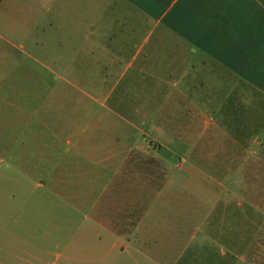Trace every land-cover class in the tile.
I'll return each instance as SVG.
<instances>
[{
  "label": "rangeland",
  "instance_id": "obj_1",
  "mask_svg": "<svg viewBox=\"0 0 264 264\" xmlns=\"http://www.w3.org/2000/svg\"><path fill=\"white\" fill-rule=\"evenodd\" d=\"M51 15L38 32L2 26L0 264H240L201 221V131L188 146L167 117L136 113L138 63H78L73 23Z\"/></svg>",
  "mask_w": 264,
  "mask_h": 264
},
{
  "label": "crops",
  "instance_id": "obj_2",
  "mask_svg": "<svg viewBox=\"0 0 264 264\" xmlns=\"http://www.w3.org/2000/svg\"><path fill=\"white\" fill-rule=\"evenodd\" d=\"M51 11L73 23L78 63H138L136 113L167 117L188 146L201 131V200L211 208L201 221H212L227 262L264 264V0H1L0 40L12 45L2 33L11 20L38 32ZM150 132L171 152L172 136Z\"/></svg>",
  "mask_w": 264,
  "mask_h": 264
},
{
  "label": "trees",
  "instance_id": "obj_3",
  "mask_svg": "<svg viewBox=\"0 0 264 264\" xmlns=\"http://www.w3.org/2000/svg\"><path fill=\"white\" fill-rule=\"evenodd\" d=\"M1 1V0H0Z\"/></svg>",
  "mask_w": 264,
  "mask_h": 264
}]
</instances>
